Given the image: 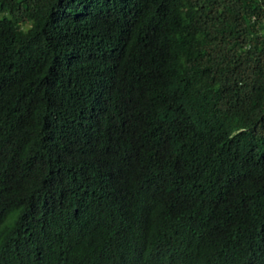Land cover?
I'll return each mask as SVG.
<instances>
[{
	"label": "trees",
	"instance_id": "16d2710c",
	"mask_svg": "<svg viewBox=\"0 0 264 264\" xmlns=\"http://www.w3.org/2000/svg\"><path fill=\"white\" fill-rule=\"evenodd\" d=\"M0 264H264V0H0Z\"/></svg>",
	"mask_w": 264,
	"mask_h": 264
}]
</instances>
